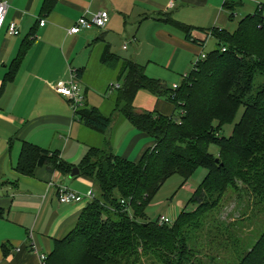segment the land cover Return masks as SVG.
Instances as JSON below:
<instances>
[{
	"label": "trees",
	"instance_id": "16d2710c",
	"mask_svg": "<svg viewBox=\"0 0 264 264\" xmlns=\"http://www.w3.org/2000/svg\"><path fill=\"white\" fill-rule=\"evenodd\" d=\"M263 10L264 2L243 17L233 33L219 28L203 30L215 38L216 48L175 89L149 77L143 65L123 61L112 113L147 134L154 145L137 162L116 155L108 142L88 149L78 168L81 175L93 180L94 198L74 229L54 242L46 264H65L66 255L72 264H203V258L213 259L203 249L215 246L220 251L224 241L236 244L227 225L205 227L204 222L230 187L250 193L255 205L264 206ZM230 11L233 15L234 7ZM163 20L181 30L187 40L204 45L205 41L193 38L194 28L168 15ZM24 52L22 48L16 62ZM109 56L105 47L101 60ZM140 90L172 103L174 114L137 110L133 102ZM241 108L242 115L234 123ZM75 114L85 127L101 134L112 123L111 114L86 102ZM231 124L230 135L223 136L224 127ZM210 145L216 146V154L209 151ZM49 153L25 143L19 170L29 173L36 164L71 173L73 167L58 152ZM198 167L207 173L189 201L194 209H187V203L172 222L148 220L146 209L165 181L177 174L184 182ZM204 230L215 233L206 241ZM241 254L238 264H264V231Z\"/></svg>",
	"mask_w": 264,
	"mask_h": 264
},
{
	"label": "crops",
	"instance_id": "0c3cea01",
	"mask_svg": "<svg viewBox=\"0 0 264 264\" xmlns=\"http://www.w3.org/2000/svg\"><path fill=\"white\" fill-rule=\"evenodd\" d=\"M5 1L8 9L0 31V264H41L40 255L50 254L54 242L74 229L91 202L94 182L81 175L78 168L88 149L108 142L116 155L137 162L154 145L147 134L112 113L123 61L143 65L145 73L165 68L182 76L210 38L215 40L203 30L219 28L233 33L241 20H235L237 7L248 3L254 8L263 0ZM99 10L109 14L105 27L69 33L80 16L91 18ZM163 15L194 28L193 38L205 41L204 45L187 40L181 30L163 20ZM41 16L45 18L43 26L38 24ZM10 22L17 24L18 35L7 33ZM127 41L129 45H125ZM105 47L111 56L102 61ZM22 48L24 55L16 62ZM71 71L78 76L85 102L112 115L106 133L85 127L70 101L54 90L58 82L69 79ZM91 93L110 105L108 113L95 105L98 97ZM139 96L153 106L147 107L152 111L174 114L172 103L142 94V90L134 98L137 110L151 111L139 108ZM25 143L49 154L58 152L66 164L77 167L79 172L70 177V173L50 171L46 165L36 164L29 173L19 170ZM61 186L75 191L79 198L69 204L60 203ZM185 206L182 202L170 206L166 217L174 221Z\"/></svg>",
	"mask_w": 264,
	"mask_h": 264
},
{
	"label": "rangeland",
	"instance_id": "374dc122",
	"mask_svg": "<svg viewBox=\"0 0 264 264\" xmlns=\"http://www.w3.org/2000/svg\"><path fill=\"white\" fill-rule=\"evenodd\" d=\"M263 1L260 3H263ZM260 3H257L254 8H251L252 6L250 7V4L248 3H244L243 6L241 5L237 7L235 20L239 21L248 13L253 14L259 7ZM126 44L129 45L128 41L125 42V45ZM215 48L216 41L210 38V40L206 43V47L202 49V53L207 54ZM197 56L193 58L192 63L196 60ZM192 63L188 66V69L186 70L185 74H188L192 71ZM146 74L153 78L163 80L168 87H173V85H179L182 81L183 76L185 75L184 73H182L181 76V73L179 72L177 74L171 73L165 68H156L153 72L149 70ZM166 76H169V78ZM142 94L150 95V93L145 90H142ZM90 95L98 97V102H96L95 105L102 107L101 109L106 113L110 111V105H108L107 102L103 104L98 94L91 93ZM137 102L140 105L139 108L148 109L151 111L153 110V108H147L153 106H149V104H146L142 96L138 97ZM142 104L144 106H141ZM242 112L243 108L239 110L234 120V123L240 119ZM233 124L225 126L221 134L225 137L229 136L232 131ZM121 128L122 127H118L119 130H122ZM118 133L121 132L118 131ZM209 151L212 154H216V146L210 145ZM206 173L207 170L205 168L198 167L195 172L184 182L182 178L177 174L169 177L154 195L146 209V215L148 220L155 221L162 215L166 216V211L172 205H177L181 202L185 205L189 203L193 191L201 183ZM183 209H185V207ZM187 209H194V205L191 203L187 204ZM216 221L219 223H217ZM205 222V227L209 225L212 226L214 224L215 226H220L221 228H223L224 224L227 225L228 231H230L229 234L234 236V240L237 239V242L234 245H230L226 243V241L222 242V247L220 248V251H218L217 247L215 246L209 249H203V253H205L206 251L211 252L209 256L213 258L212 260H210V258H203L202 256L203 264H238L239 259L242 255L241 253L245 249L250 250L259 238V236L264 231V206L259 207L255 205L254 199L250 193L242 192L239 190L235 191L233 188L230 187L218 207L212 210L211 214L207 216V220ZM206 233V230H204L203 238L207 241L208 236H211L215 232H208V234ZM67 256L68 255H66L64 259L65 264H72L71 261H68L70 259Z\"/></svg>",
	"mask_w": 264,
	"mask_h": 264
},
{
	"label": "built area",
	"instance_id": "2783aa9c",
	"mask_svg": "<svg viewBox=\"0 0 264 264\" xmlns=\"http://www.w3.org/2000/svg\"><path fill=\"white\" fill-rule=\"evenodd\" d=\"M8 9V3L5 0H0V31L5 24V17ZM109 21V14L106 10H99L97 11L91 18H87L86 16H80L74 25L69 29L70 34H79L82 30L96 27V28H103L107 25ZM39 25L43 26L45 23V18H39ZM9 35H18L19 29L17 24L14 22H10L7 25L6 29ZM225 48H222L224 51ZM206 54L200 52L196 58V60L192 63L193 69L197 67V64L205 59ZM183 77H186L184 75ZM178 85H173V89H175ZM116 88L118 85L115 86ZM54 90L59 95L63 96L67 100L70 101L73 110L76 111L78 108L82 107L85 103V97L82 93L81 86L79 85L78 78L74 71H71L70 77L67 81H60L58 82ZM94 193L90 194L91 200L94 198ZM79 198L78 194L68 188L67 186H61L58 190V201L62 204H69ZM159 222H171L166 216L162 215L159 218ZM47 255L41 254L40 260L41 264H46Z\"/></svg>",
	"mask_w": 264,
	"mask_h": 264
},
{
	"label": "water",
	"instance_id": "95a60500",
	"mask_svg": "<svg viewBox=\"0 0 264 264\" xmlns=\"http://www.w3.org/2000/svg\"><path fill=\"white\" fill-rule=\"evenodd\" d=\"M79 172L78 168L77 167H73L72 168V171L70 173V177L74 176L75 174H77Z\"/></svg>",
	"mask_w": 264,
	"mask_h": 264
}]
</instances>
